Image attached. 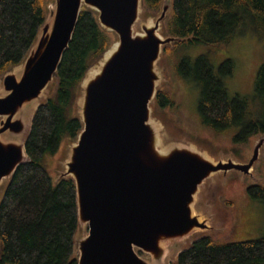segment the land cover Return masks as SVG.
I'll return each instance as SVG.
<instances>
[{"label":"water","instance_id":"1","mask_svg":"<svg viewBox=\"0 0 264 264\" xmlns=\"http://www.w3.org/2000/svg\"><path fill=\"white\" fill-rule=\"evenodd\" d=\"M54 3L20 69L2 78L0 200L16 170L27 162L31 123L47 99L39 101L55 79L81 10L87 9L117 42L104 52L98 70L85 73L78 98L81 131L64 171L55 178L74 182L76 232L88 229L86 236H74L73 254L77 264H165L179 242L212 229L208 219L194 213L199 187L218 173L252 177L264 134L247 163L214 162L182 144L161 149L150 105L161 79L156 63L162 49L182 41L158 33L172 2L163 1L155 20L142 23L140 32H134V26L142 0ZM204 237L209 236L193 239L177 258Z\"/></svg>","mask_w":264,"mask_h":264},{"label":"trees","instance_id":"2","mask_svg":"<svg viewBox=\"0 0 264 264\" xmlns=\"http://www.w3.org/2000/svg\"><path fill=\"white\" fill-rule=\"evenodd\" d=\"M142 4L157 14L161 0ZM45 19V0H0V76L23 63ZM165 27L169 36L182 40L179 44L192 46L227 45L248 31L262 39L264 0H172ZM112 40L95 13L82 9L55 74V92L33 117L25 143L27 162L16 170L0 200V264H77L75 185L71 179L52 178L46 161L81 131L73 113L78 87ZM179 71L199 86L197 110L204 127L216 134L238 128L233 144L264 134V63L253 84L254 99L261 106L255 112L249 109L248 97H230L222 82L232 75L230 60L222 61L215 74L206 55L193 62L184 58ZM156 103L165 108L173 102L158 91ZM246 194L264 204V186H248ZM176 264H264V236L222 244L204 237L182 252Z\"/></svg>","mask_w":264,"mask_h":264},{"label":"rangeland","instance_id":"3","mask_svg":"<svg viewBox=\"0 0 264 264\" xmlns=\"http://www.w3.org/2000/svg\"><path fill=\"white\" fill-rule=\"evenodd\" d=\"M163 1L165 2V0H161L157 14L149 12L142 4L134 32H140L142 23L155 20L161 11ZM170 1L172 2V0ZM54 7V0H45L46 20ZM171 13L172 8L161 23L158 32L163 38L169 36L165 22ZM112 37L113 42L107 50L117 42L114 34ZM180 42L182 41L163 47L156 63L157 71L161 77L157 94L158 91H163L173 102L171 106L160 108L155 99L150 105L151 119L159 128L161 149L171 144H182L206 154L214 162H226L227 159H231L237 163H247L260 136L252 137L245 144H233L231 138L238 128L216 134L204 127L197 110L200 95L199 86L192 78H186L180 74L179 64L184 58L193 62L198 56L206 55L214 73L217 74L218 65L224 60H230L233 68L232 75L222 78V82L230 97L234 95L248 97L249 109L255 112L259 107L261 109L260 104H257V100L254 99L253 84L259 66L264 63V38L261 39L248 31L234 37L229 44L221 46H192L179 44ZM102 58L103 55L91 65L88 73L98 70ZM20 65L17 68H11L0 76V90H3L2 78L4 75L16 72L20 69ZM81 84L82 82L78 87L73 105V113L76 116L79 113L78 98ZM55 89L56 78L48 86L39 103L52 96ZM75 143L76 140H65L59 151L47 159V168L52 178L55 179L59 172L64 171V163L68 159L71 146ZM251 173L252 177L243 176L236 172H230L226 175L218 173L199 187L194 213L200 215L202 219H208V225L212 229L205 232L198 231L179 242L178 247L173 250L174 252L172 251L167 256L165 264H176L177 252L189 246L193 239L202 236H209L219 244L256 240L264 236V204L251 199L246 194L248 186L254 184L264 186V145L261 147L259 160L253 166ZM87 234V228H78L75 233L76 240ZM140 256L149 257L143 253Z\"/></svg>","mask_w":264,"mask_h":264}]
</instances>
